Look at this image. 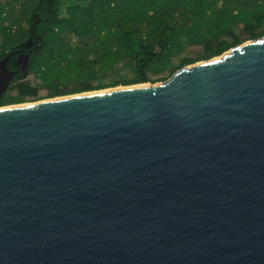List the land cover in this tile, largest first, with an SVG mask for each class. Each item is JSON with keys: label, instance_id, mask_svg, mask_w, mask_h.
<instances>
[{"label": "water", "instance_id": "water-1", "mask_svg": "<svg viewBox=\"0 0 264 264\" xmlns=\"http://www.w3.org/2000/svg\"><path fill=\"white\" fill-rule=\"evenodd\" d=\"M0 264H264V34L0 107Z\"/></svg>", "mask_w": 264, "mask_h": 264}, {"label": "trees", "instance_id": "trees-1", "mask_svg": "<svg viewBox=\"0 0 264 264\" xmlns=\"http://www.w3.org/2000/svg\"><path fill=\"white\" fill-rule=\"evenodd\" d=\"M177 17L179 25L174 24ZM22 20L28 25H22ZM176 30L190 41L201 40L204 57L216 56L264 34V0H0V56L8 49H26L24 41L30 38L27 73L38 72L44 60H66L68 67L73 60L97 63L104 59L101 64L122 61L134 71L131 78H116L113 87L145 82L150 79V63L171 50ZM72 35L78 44L70 41ZM14 59V54L10 55L8 63ZM195 60L182 55L178 67ZM174 71L171 67V74ZM22 78L18 69L13 78L17 95L13 98L37 99V88ZM99 87L106 88L88 80L81 87L49 96L104 89Z\"/></svg>", "mask_w": 264, "mask_h": 264}, {"label": "rangeland", "instance_id": "rangeland-1", "mask_svg": "<svg viewBox=\"0 0 264 264\" xmlns=\"http://www.w3.org/2000/svg\"><path fill=\"white\" fill-rule=\"evenodd\" d=\"M180 21L181 19L177 17V19H175L174 24L179 25L181 24ZM21 23L24 26L28 25V22H26L25 20H22ZM14 28L15 27L11 26L12 30ZM175 35H176L175 36L176 41L173 42V44L171 45L170 47L171 50L164 51L159 57L155 58L150 63L149 65L150 79L145 82L147 83L158 82V81H163L168 77H170L171 67H173L174 70H177L179 68L178 64L180 62V57L182 55L195 57L196 59L195 61H200L207 58L203 56V42L201 40L190 41L179 30L175 31ZM76 38L77 37L75 35H72L70 37V41L75 45L78 44ZM92 54L93 52H90L89 55L92 56ZM170 57L171 59L169 60ZM107 58H111V56L109 55ZM102 60L104 59H101V61L97 63L94 62L92 63L88 61H86L85 63H79V60H73L72 63H70L71 65H69L68 67L66 66L67 63L66 60L60 62L59 61L50 62L49 60H44L40 62V64L38 65L37 67L38 72L26 73L22 78L23 80L28 82L29 85L35 86L37 88V94H36L37 99H34V97H29L26 98L27 100L24 101L15 100L13 97L17 95V90L14 89L12 90L10 101L2 105H9V104L18 105L30 101L43 100L49 97L52 98L53 96H49V94H53L58 90L81 87L82 84L88 80L89 82H92L94 86L105 85L106 87V88L104 87H99V88H104V89L112 88L113 86L111 84L116 78L121 76L131 78L134 76V71L131 68L125 67V64H122V61H118L116 63H113L112 65L106 66L104 64H101ZM188 64H184V65H188ZM117 67L120 68L117 69ZM117 85L124 86L127 84L119 83ZM118 86H114V87H118ZM96 89L102 90L98 88Z\"/></svg>", "mask_w": 264, "mask_h": 264}, {"label": "flooded vegetation", "instance_id": "flooded-vegetation-1", "mask_svg": "<svg viewBox=\"0 0 264 264\" xmlns=\"http://www.w3.org/2000/svg\"><path fill=\"white\" fill-rule=\"evenodd\" d=\"M24 45L26 49H20V48L8 49L5 55L0 56V80L8 79L7 84L3 88L0 87V105L8 103L7 100H10L12 90L14 89L17 90V87L14 86V83H16V80H13V78L16 75V72L18 71V69L22 71L23 76H24L25 70L27 73V65L29 61V58L27 60V54L30 52V50L32 52V40L30 38L27 39L26 41H24ZM13 54H14L15 59L12 60V64L10 63L11 64L10 65L8 63L9 56ZM29 57H30V54H29ZM12 104H15V103H12ZM2 106H8V105H2Z\"/></svg>", "mask_w": 264, "mask_h": 264}, {"label": "bare ground", "instance_id": "bare-ground-1", "mask_svg": "<svg viewBox=\"0 0 264 264\" xmlns=\"http://www.w3.org/2000/svg\"><path fill=\"white\" fill-rule=\"evenodd\" d=\"M217 56V55H216ZM197 62V61H196ZM140 84H142V83H140ZM124 86H126V85H124ZM118 87H121V86H118ZM113 88V87H112ZM115 88V87H114ZM107 89H110V88H107ZM102 90H104V89H102ZM84 92H86V91H84ZM24 104V103H23ZM18 105H21V104H18ZM8 106H10V105H8Z\"/></svg>", "mask_w": 264, "mask_h": 264}]
</instances>
